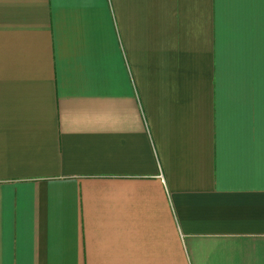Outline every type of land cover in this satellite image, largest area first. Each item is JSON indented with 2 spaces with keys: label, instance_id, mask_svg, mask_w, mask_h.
I'll list each match as a JSON object with an SVG mask.
<instances>
[{
  "label": "crops",
  "instance_id": "1",
  "mask_svg": "<svg viewBox=\"0 0 264 264\" xmlns=\"http://www.w3.org/2000/svg\"><path fill=\"white\" fill-rule=\"evenodd\" d=\"M0 264H264V0H0Z\"/></svg>",
  "mask_w": 264,
  "mask_h": 264
}]
</instances>
